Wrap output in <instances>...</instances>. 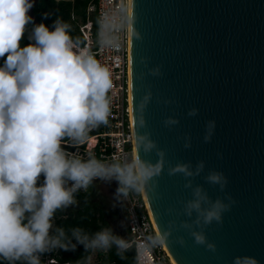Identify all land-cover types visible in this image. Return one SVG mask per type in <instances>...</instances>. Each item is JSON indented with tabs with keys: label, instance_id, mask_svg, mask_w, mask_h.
<instances>
[{
	"label": "water",
	"instance_id": "95a60500",
	"mask_svg": "<svg viewBox=\"0 0 264 264\" xmlns=\"http://www.w3.org/2000/svg\"><path fill=\"white\" fill-rule=\"evenodd\" d=\"M130 116L136 160L161 167L141 193L174 264H264V0H130ZM169 118L178 123L165 126ZM200 161L193 188L235 201L222 224L203 228L184 211L186 178L168 174ZM210 171L227 177L223 190L206 182Z\"/></svg>",
	"mask_w": 264,
	"mask_h": 264
},
{
	"label": "clouds",
	"instance_id": "9594fccd",
	"mask_svg": "<svg viewBox=\"0 0 264 264\" xmlns=\"http://www.w3.org/2000/svg\"><path fill=\"white\" fill-rule=\"evenodd\" d=\"M32 7L33 0H0V258L9 264H42L45 252L74 251L77 244L86 252L115 247L122 255L125 241L111 228L89 235L77 227L69 236L62 227L54 228V215L77 204L75 194L87 192L95 179L116 180L117 198L127 197L143 191L161 167L141 160L81 159L64 150L65 140L82 143L91 129L108 122L111 74L93 55L76 51L68 23L57 18L51 29L43 22L34 24ZM26 33L29 43L22 45ZM197 113L192 108L188 115ZM177 123L164 121L165 126ZM214 129L215 121H208L205 142ZM142 143L145 152L155 147L147 139ZM204 167V161L194 171L190 163H177L168 172L186 178L184 187L192 189V197L184 211L190 217L196 213L194 223L200 228L214 221L222 224V214L235 203L231 197L227 204L212 201L199 185L193 188L187 178L198 176ZM205 180L221 190L227 184L222 172L210 171ZM191 235L196 244L215 251L202 231ZM159 242L160 237L153 240Z\"/></svg>",
	"mask_w": 264,
	"mask_h": 264
},
{
	"label": "built area",
	"instance_id": "2783aa9c",
	"mask_svg": "<svg viewBox=\"0 0 264 264\" xmlns=\"http://www.w3.org/2000/svg\"><path fill=\"white\" fill-rule=\"evenodd\" d=\"M86 13V20L79 22L85 43L83 46L75 44V48L77 52L93 55L109 70L112 80L108 93L110 114L108 122L101 124V130L87 134L84 142L74 144L65 140L62 147L69 155L81 159L91 157L106 163L132 162L135 161V149L130 116V0H94L87 6ZM92 17L97 25L95 32ZM90 140H94L92 144ZM121 202L127 222L125 248H134L136 262L173 264L161 241L153 244V240L159 236L141 191L130 192L127 197H121ZM50 262L57 263V260L47 258L46 264Z\"/></svg>",
	"mask_w": 264,
	"mask_h": 264
},
{
	"label": "trees",
	"instance_id": "16d2710c",
	"mask_svg": "<svg viewBox=\"0 0 264 264\" xmlns=\"http://www.w3.org/2000/svg\"><path fill=\"white\" fill-rule=\"evenodd\" d=\"M92 2H94V0H36L31 9L30 16L33 17L34 24H40L43 22L50 29L57 18L68 23L71 26L70 35L73 38V41L76 45L83 46L85 39L79 30V22H84L86 20V8ZM92 20V29L95 32L97 25L94 17H92ZM31 27L32 25L30 24L29 28ZM27 43H29V41L26 33L21 44L24 45ZM0 63H2V61H0ZM99 130H101V125L88 132V134L95 133ZM42 180L43 177H41L40 182H42ZM94 192V181L87 192L78 191L75 194V198L78 202H83V204L78 205L73 209L66 208L63 210H57L53 220L54 228L62 227L69 236H71V230L77 227L83 229L85 232L89 233V235L95 234L103 228H107L108 225L104 218L102 208L97 202L90 200ZM127 237L128 234L123 237V239ZM72 242L76 243L74 238ZM89 257L90 259H86ZM47 258L57 260V263L50 262L48 264H58L59 262L76 264V261L78 260H80L82 264H138L136 262L133 247L127 248L122 255H118L115 247L108 252H86L82 244H77L74 251H65L57 248L45 252L41 255L42 264H46ZM0 264H9V262L0 258ZM16 264H21V262H16Z\"/></svg>",
	"mask_w": 264,
	"mask_h": 264
},
{
	"label": "rangeland",
	"instance_id": "374dc122",
	"mask_svg": "<svg viewBox=\"0 0 264 264\" xmlns=\"http://www.w3.org/2000/svg\"><path fill=\"white\" fill-rule=\"evenodd\" d=\"M36 0H33V5ZM32 9V8H31ZM31 9L29 15H31ZM95 192L90 198L91 201H95L103 210L104 218L107 221V228H111L114 233L121 237H125L126 234V212L124 205L116 196L117 181H105L97 179L94 181ZM83 202H78L75 205L67 207L73 209L78 205H82Z\"/></svg>",
	"mask_w": 264,
	"mask_h": 264
},
{
	"label": "bare ground",
	"instance_id": "6f19581e",
	"mask_svg": "<svg viewBox=\"0 0 264 264\" xmlns=\"http://www.w3.org/2000/svg\"><path fill=\"white\" fill-rule=\"evenodd\" d=\"M94 140H90V143L92 144ZM134 159L136 160L135 152H134ZM171 262L174 264V262L171 259Z\"/></svg>",
	"mask_w": 264,
	"mask_h": 264
}]
</instances>
